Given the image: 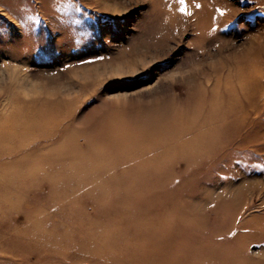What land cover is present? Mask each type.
Returning a JSON list of instances; mask_svg holds the SVG:
<instances>
[{"label":"rangeland","instance_id":"rangeland-1","mask_svg":"<svg viewBox=\"0 0 264 264\" xmlns=\"http://www.w3.org/2000/svg\"><path fill=\"white\" fill-rule=\"evenodd\" d=\"M10 121L0 264H264V0H0Z\"/></svg>","mask_w":264,"mask_h":264},{"label":"bare ground","instance_id":"bare-ground-1","mask_svg":"<svg viewBox=\"0 0 264 264\" xmlns=\"http://www.w3.org/2000/svg\"><path fill=\"white\" fill-rule=\"evenodd\" d=\"M226 88H227L226 92L230 96H234V92L231 91V88L229 86H227ZM219 98L221 99L220 103L223 104L222 106L225 107L224 108L225 110L226 109L228 110V113L223 112L224 109H222V108H221V110H216V112H221L220 114L223 115V117L227 116L229 114V109L233 108L234 104L236 105V103L230 102L228 98L225 99L223 96H220ZM209 116H211V115H209ZM209 116L205 117V119L203 120L205 124L211 122ZM212 116L214 118V115H212ZM211 120H213V119H211ZM19 124H20L19 122H13V121H10L9 123H0V160H2L1 158L3 156H8L10 154L18 153L20 151L24 152V151L30 149V147L29 148L26 147L27 144L23 143V141L20 142L19 140H17V141H15V143L13 141V140H15V137L18 138L20 135H22V137H24L25 134H23V133H26L25 131H20V132L16 131ZM187 131H189V130H187ZM187 131L180 129L179 134H181V136H182ZM214 131H215V128H213V129L210 128L208 130H206V129L205 130H191V133H189L190 134L189 137L191 136L190 138L193 139V141H191V144H187L186 142H184V143L182 142V143L178 144L177 147L189 150L190 152H192L193 150H195V151L197 150L198 152H201L203 150L209 149L208 145H206V143L203 144L202 142H200V139L216 134ZM26 137H29V136H26ZM121 139L122 138H98L96 140H91L89 142L93 145L95 144V142H100V143H102V146H111V144L119 146L120 143L122 142ZM71 148L73 150L76 147L74 145H71ZM71 148H69V149H71ZM131 149H134V148H131ZM27 155H29V154L26 153L24 155L25 157L23 156L22 159H25L27 157ZM11 157H9V158H11ZM7 162L10 163L11 161H7ZM0 188L2 189L4 187L0 185Z\"/></svg>","mask_w":264,"mask_h":264},{"label":"snow or ice","instance_id":"snow-or-ice-1","mask_svg":"<svg viewBox=\"0 0 264 264\" xmlns=\"http://www.w3.org/2000/svg\"><path fill=\"white\" fill-rule=\"evenodd\" d=\"M180 3H181V4H184V3H185V0H180ZM197 7H199V5H197ZM180 11H181V12H184V11H185V8H181ZM38 22H39V21H37V23H38Z\"/></svg>","mask_w":264,"mask_h":264}]
</instances>
